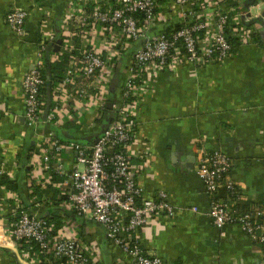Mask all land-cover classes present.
Returning a JSON list of instances; mask_svg holds the SVG:
<instances>
[{
  "label": "built area",
  "instance_id": "built-area-1",
  "mask_svg": "<svg viewBox=\"0 0 264 264\" xmlns=\"http://www.w3.org/2000/svg\"><path fill=\"white\" fill-rule=\"evenodd\" d=\"M55 2L62 4L61 14L30 0L29 7L11 8L5 19L22 36L33 12L38 18L32 67L22 80L27 127L36 143L23 184L29 195L37 187L63 191L58 205L63 223L58 226L47 217L45 203L52 193L38 201L36 195L25 198L0 182V235L12 239L29 264H100L98 250L85 245L80 236L79 216L101 225L131 263L167 264L143 248L142 230L161 216L173 217L187 209L176 207L165 191L145 197L143 178L150 173L151 154L149 144L139 138V108L151 92V79L162 71H177L183 62L195 70L223 63L234 54L227 32L238 38L239 45L249 46L257 42L259 27L250 23L252 12L244 9V0ZM64 54H69L68 68L64 79L51 87L52 104L44 119L47 64ZM119 64L125 75L114 94ZM109 102L114 112L110 125L98 137L82 140L101 131ZM67 125L73 127L66 129ZM62 130L81 141H62L58 137ZM71 154L75 158L68 168ZM233 165L231 156L221 150L200 149L196 173L211 198L208 214L222 235L226 226L238 224L264 246V223L256 221L264 209L246 213L236 209L233 198L238 188L229 177ZM2 176L14 180L15 174L0 168ZM55 176L62 178L60 182ZM223 188L233 196L219 197ZM192 210L199 212L198 207ZM118 264L130 263L120 258Z\"/></svg>",
  "mask_w": 264,
  "mask_h": 264
},
{
  "label": "crops",
  "instance_id": "crops-1",
  "mask_svg": "<svg viewBox=\"0 0 264 264\" xmlns=\"http://www.w3.org/2000/svg\"><path fill=\"white\" fill-rule=\"evenodd\" d=\"M29 2L0 0V168L13 172V179L22 184L36 149L27 127L22 80L32 67L39 22L33 12L18 36L5 18L11 8L29 7ZM39 2L55 14L62 12L55 0ZM248 5L264 42V0ZM233 53L225 62L199 70L183 62L177 71H162L151 79V92L139 108V138L149 144L151 154L150 173L143 178L145 197L165 191L176 207L187 209L161 216L142 230L145 250L167 264H264V246L240 225L226 226L225 235L214 226L208 214L211 198L196 173L201 148L227 153L234 162L229 177L238 188L235 203L264 209V45H239ZM120 85L121 79L116 89ZM67 158L71 168L75 154ZM20 191L28 196L25 188ZM85 230L84 244L98 250L100 264H118L120 258L133 264L107 239L101 225L91 221ZM0 264H29L14 241L3 235Z\"/></svg>",
  "mask_w": 264,
  "mask_h": 264
},
{
  "label": "trees",
  "instance_id": "trees-1",
  "mask_svg": "<svg viewBox=\"0 0 264 264\" xmlns=\"http://www.w3.org/2000/svg\"><path fill=\"white\" fill-rule=\"evenodd\" d=\"M256 2H257V0H247L244 3V8H247V6H249L248 4H255ZM59 7H62V4H60ZM62 11H63V7H62ZM256 21L257 20H255L253 22H250V23L251 24H254ZM227 33L229 34L230 42L234 45V48H237L239 46L238 45L239 44L238 43L239 42L238 38L232 36L231 35V31H228ZM262 38H263V36H261L260 33L257 34V41L260 44L264 45V42H263V39ZM68 64H69V54L62 55L58 61L48 62V64H47V70H46V74H45L46 84H45V87L42 89V94L44 95V99H46L48 88L55 86V84L59 80L64 79L65 74H66V70L68 68ZM120 70H121V75H120L119 78L123 80V77L125 75L123 66L120 67ZM49 72H50V83L48 81V73ZM116 90L117 89H115V91L113 92L114 94H117V91ZM112 99H114L113 96H112ZM72 127L73 126L67 125L66 126V129H70ZM58 137H60V139L62 141L67 142V140L60 134V132H59ZM75 140L76 141H81V137L80 136H77L75 138ZM61 179L62 178H60L59 176H55V180L56 181H60ZM0 182H1L2 185H6V187L9 188V189H11V190H15V191L21 192L20 191V188H22V187L25 188V190H26L25 185L22 184L21 182H19L18 180H12V179H9L8 177L2 176L1 179H0ZM223 192H225V193H223ZM223 192H222V190L220 191L219 197L229 199V198H231L233 196V195L230 194V192L228 190L227 191L226 190H223ZM50 193H52V197H50L49 199H47V202L45 203L46 206L48 207L47 208V212H48L47 217L52 218L53 220H55L56 223L58 224V226H60L63 223V221H62V218L59 216V208H58V205L63 201L64 198L60 194V192L58 193V190L57 189H53L50 186L47 187L46 189H41V188L37 187L36 188V191L34 193H31L30 195L28 194V197L31 198V197H33V196L36 195V197L38 198V201H42L47 196L49 197L50 196ZM26 196H27V194L25 195V197ZM233 199L235 200V197ZM236 209L239 212H241V213H246V212H250V211L253 212L254 211V208H252V207H248L247 206L246 208H243V207H241V206H239L237 204H236ZM78 218H79V216H77L76 219H78ZM80 220H81L80 236L82 237L83 242H87L86 241L87 240L86 239L87 235L85 234V231H86L85 230V227L90 222L88 220H85V219H82V218H80ZM256 221L258 223H264V216H261V217L257 218Z\"/></svg>",
  "mask_w": 264,
  "mask_h": 264
},
{
  "label": "water",
  "instance_id": "water-1",
  "mask_svg": "<svg viewBox=\"0 0 264 264\" xmlns=\"http://www.w3.org/2000/svg\"><path fill=\"white\" fill-rule=\"evenodd\" d=\"M248 8H249V6H247V10H248ZM249 16L250 15H252L250 12H249V14H248ZM253 21H255V20H253V18H252V20H251V22H253ZM257 22V21H256ZM263 22V21H262ZM59 23H60V20H59V18H58V21H57V25L59 26ZM256 24V23H255ZM262 24H264V22L262 23ZM61 39H59L58 40V44H61ZM50 48H51V46H50ZM59 48H60V46L58 45L56 48H55V51H58L59 50ZM120 67H121V64H119V66H118V69H117V72H116V76H115V78H114V80H113V84H112V91L114 92L115 91V89H116V86H117V84L119 83V81H120ZM48 81H49V83H50V72L48 73ZM51 104H52V90H51V87H49L48 88V90H47V102H46V111H45V114H44V119H46V117H47V114H48V112H49V110H50V107H51ZM108 108H109V112H108V114H107V116H106V118H105V122H104V124H103V126H102V128H101V131L100 132H98V133H96L94 136H89V137H83L82 138V140H85V141H90V140H92V139H94V138H96V137H98L99 136V134L104 130V129H106L109 125H110V123L112 122V119H113V117H114V112L111 110V108H112V102H109V104H108ZM60 134L65 138V139H75V137L74 136H71V134L68 132V131H66V130H62L61 132H60Z\"/></svg>",
  "mask_w": 264,
  "mask_h": 264
}]
</instances>
